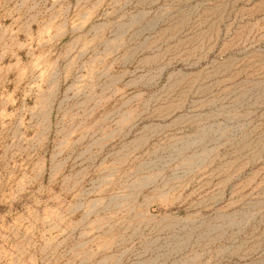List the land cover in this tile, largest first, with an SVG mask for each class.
<instances>
[{
    "label": "rangeland",
    "instance_id": "obj_1",
    "mask_svg": "<svg viewBox=\"0 0 264 264\" xmlns=\"http://www.w3.org/2000/svg\"><path fill=\"white\" fill-rule=\"evenodd\" d=\"M0 264H264V0H0Z\"/></svg>",
    "mask_w": 264,
    "mask_h": 264
}]
</instances>
